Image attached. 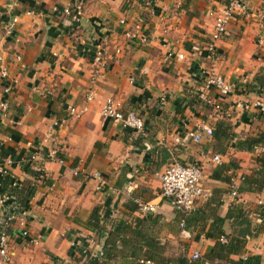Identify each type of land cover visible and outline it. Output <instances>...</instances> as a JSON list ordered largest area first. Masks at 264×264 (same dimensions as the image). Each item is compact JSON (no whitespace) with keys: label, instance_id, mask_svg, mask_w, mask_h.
Segmentation results:
<instances>
[{"label":"crops","instance_id":"0c3cea01","mask_svg":"<svg viewBox=\"0 0 264 264\" xmlns=\"http://www.w3.org/2000/svg\"><path fill=\"white\" fill-rule=\"evenodd\" d=\"M246 3L212 55L210 13L224 0H85L78 21L63 13L74 0H0V56L9 73L0 78V100L9 105L8 117L0 113V161L14 159L12 176L34 191L11 231L15 264H201L193 254L216 256L222 238L246 241L231 260L259 256L264 264V175L260 190L242 181L262 169L264 143L240 147L264 138V113L255 107L264 96V0ZM12 16L18 42L4 31ZM138 24L147 44L126 36ZM98 44L108 62L94 82ZM202 70L234 86L227 97L210 93L219 111L198 98ZM108 100L142 116L144 132L104 118ZM70 108L87 111L73 116ZM203 124L214 135L195 142L191 134ZM176 162L199 163L211 193L184 226L161 194V176ZM135 199L156 212L139 211ZM1 218L0 205V229Z\"/></svg>","mask_w":264,"mask_h":264},{"label":"built area","instance_id":"2783aa9c","mask_svg":"<svg viewBox=\"0 0 264 264\" xmlns=\"http://www.w3.org/2000/svg\"><path fill=\"white\" fill-rule=\"evenodd\" d=\"M75 5L73 7H67L63 9V13L67 16L72 17L75 21H78L83 14L85 0H74ZM225 5L215 11L211 12V16L214 19L213 33L211 34L210 41L208 43V51L215 55L217 51V44L226 34L231 20L236 14L247 12L246 0H224ZM6 9L8 11H13L14 5L10 2L7 4ZM121 24L125 25L126 21L121 20ZM18 25V17L12 16L6 23L4 27L5 35L18 42L19 39L16 37V30ZM140 25H136L134 30L127 32L126 36L133 40H139L141 44H147L149 42V37L141 35ZM260 44L264 43V39L260 38ZM170 56L172 53L169 54ZM21 60V57H17ZM183 58V56H180ZM108 62V53L106 48L102 44L97 45L96 53L93 58V65L95 68L93 81L100 75V70L106 67ZM9 77L8 69L6 67L4 58L0 56V78L2 80H7ZM201 78L203 80V85L198 92V98L204 102L207 106L213 107L216 111L222 109L221 104L216 101L212 96L211 92L216 91L221 97H227L234 91V86L227 82L225 78L216 73L202 70ZM9 88H6L5 92L8 93ZM95 95L93 93L88 95V101L92 102ZM255 107L262 113H264V96L258 99L255 103ZM87 111V108L82 110H77L76 108H70V112L73 116H80ZM0 113L3 117L9 116V105L5 99L0 100ZM102 115L106 119H110L114 122L121 123L124 127L134 130L138 133H142L145 130V122L142 116L136 112L124 113L115 104L113 100H108L105 102L102 108ZM13 123V122H12ZM15 124V123H14ZM202 133H206L208 136L214 135V130L208 125L199 126L191 137L195 142H200L202 140ZM264 151V146L261 148ZM258 156V155H257ZM214 161L220 162V157H215ZM15 164V160L8 158L5 161H0V205L2 207V218H1V229H0V264H15L14 263V252L11 245V231L15 223L22 220V215H24L25 207L18 204L15 197L16 190L20 189V184L17 179H15L11 174V167ZM76 176L80 175L78 169L74 170ZM94 179L101 182V173L97 172L92 175ZM10 179L11 190L5 193H1L3 188L4 179ZM44 178L41 174L39 179ZM203 181V169L199 163L192 164H182L176 162L169 166L166 171L161 176V194L164 198L169 199L178 214H180L184 219L182 220V225L185 224V218L187 215L194 210L198 201L202 198H207L211 196V193L204 189L202 186ZM244 181V178H242ZM132 191V186L128 187V192ZM232 196H239L238 187H234L231 193ZM139 211L143 213H154L156 212V206L151 202H143L140 199L134 200ZM24 237L29 236L28 231L23 232ZM37 240L32 239L31 242L35 243ZM222 242L227 243V239L222 238ZM93 239H87V245L92 243ZM82 254L88 257V248H84ZM193 260H203L208 264L206 260L199 253H194L192 256ZM246 260V259H245ZM61 264H71L69 261H64Z\"/></svg>","mask_w":264,"mask_h":264},{"label":"trees","instance_id":"16d2710c","mask_svg":"<svg viewBox=\"0 0 264 264\" xmlns=\"http://www.w3.org/2000/svg\"><path fill=\"white\" fill-rule=\"evenodd\" d=\"M249 146H240V147H246L248 150L253 151L257 146H260L262 143H264V138L261 140H254ZM240 144V143H239ZM248 144V143H246ZM257 163L258 165H260L262 167V169L258 170L256 172V176L253 178H247L244 177V183L245 185H251L254 186L256 188V190H260L263 187V182L260 180L261 176H263L264 174V155H262L261 157H259L257 159ZM11 190L10 187V179H4L3 181V188L1 190V193H5ZM252 190V188H251ZM25 192L26 190L24 189H18L16 190L15 197H16V201L18 202V204L23 205L24 207L27 204V199L31 198L34 194L33 188L30 186L29 189L26 191V195H24V199H21L19 197V192ZM29 196V197H28ZM28 197V198H27ZM264 210V209H263ZM264 212V211H263ZM93 219H97L96 215L94 216ZM223 236V235H221ZM246 245V241L245 240H240V239H233L228 241V243H224L222 245H218V249H219V253L216 254V256L214 257H207L205 256L204 258L206 260H208V262H218V264H261V257L259 256H250L248 258H246V260H241V261H233L230 259L231 255H235V254H239L242 249L245 247ZM194 261H199L201 264H206L203 260H194ZM221 262V263H220ZM182 264H186L185 262H182ZM194 264V263H193Z\"/></svg>","mask_w":264,"mask_h":264}]
</instances>
